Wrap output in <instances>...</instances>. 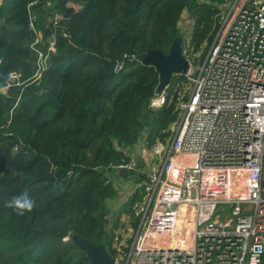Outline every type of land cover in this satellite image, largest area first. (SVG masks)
I'll use <instances>...</instances> for the list:
<instances>
[{
  "label": "trees",
  "instance_id": "obj_1",
  "mask_svg": "<svg viewBox=\"0 0 264 264\" xmlns=\"http://www.w3.org/2000/svg\"><path fill=\"white\" fill-rule=\"evenodd\" d=\"M230 1H1L0 264H91L74 240L125 263L124 234L137 231L148 195L134 147L170 138L190 84L172 76L165 104L150 109L159 75L141 59L181 37L201 65ZM131 157L134 175L121 179L139 186L112 210V171ZM25 190L36 207L21 216L6 202Z\"/></svg>",
  "mask_w": 264,
  "mask_h": 264
},
{
  "label": "built area",
  "instance_id": "obj_2",
  "mask_svg": "<svg viewBox=\"0 0 264 264\" xmlns=\"http://www.w3.org/2000/svg\"><path fill=\"white\" fill-rule=\"evenodd\" d=\"M193 73L189 64L170 138L141 141L149 198L125 264H260L264 254V0L226 5Z\"/></svg>",
  "mask_w": 264,
  "mask_h": 264
},
{
  "label": "water",
  "instance_id": "obj_3",
  "mask_svg": "<svg viewBox=\"0 0 264 264\" xmlns=\"http://www.w3.org/2000/svg\"><path fill=\"white\" fill-rule=\"evenodd\" d=\"M141 62L145 65L152 66L158 73L157 93L168 86L172 76L184 75L189 69V64L182 53L181 37L174 39L166 54L158 50L148 51L141 59ZM141 152L142 144L138 142L134 147V153L136 156H140ZM112 175L116 178H128L134 175V170L121 168L119 170H113ZM74 242L79 250L85 253L86 258L91 264H116V260L111 258L103 245L89 244L82 240H74Z\"/></svg>",
  "mask_w": 264,
  "mask_h": 264
},
{
  "label": "rangeland",
  "instance_id": "obj_4",
  "mask_svg": "<svg viewBox=\"0 0 264 264\" xmlns=\"http://www.w3.org/2000/svg\"><path fill=\"white\" fill-rule=\"evenodd\" d=\"M187 20H188V16L185 14L184 16H183V18H182V22H181V25H185V23L187 22ZM206 53H207V50H206ZM205 53V54H206ZM199 54V53H198ZM199 55H201V54H199ZM199 66H200V64L197 66V67H193V71H194V73L193 74H191L190 75V78H194V77H196V75H197V72H198V69H199ZM184 76V75H183ZM185 77V76H184ZM186 78V77H185ZM190 87H191V84H189V90H190ZM118 168V167H117ZM115 169V170H118V169ZM143 183V182H142ZM147 184H148V182H147ZM114 185L118 188V192H119V197L117 198V201L115 202V203H113V204H111V209L112 210H114V209H117V206L120 204V203H122V202H124L125 200H126V198L128 197V195L133 191V189L134 188H136L137 186H139V185H137V186H135L133 183H131L129 180H122L121 178L119 179V178H117L115 181H114ZM150 187H152V182L150 181ZM148 198H149V196L147 195L146 197H145V202H144V205H142V208H140L141 210L140 211H142V213H143V210H145V208H146V205H147V201H148ZM124 226H125V220H124V218L121 220V223H120V232H122L121 230H123V228H124ZM134 234H135V231L133 230L132 232H128V233H125L124 234V237H123V239H124V241L125 240H127L126 242H123L122 241V244L123 245H125V246H129V249H130V247H131V244H132V241H133V236H134ZM129 242H130V245H129ZM125 263H126V261H125ZM124 262L122 263V261H116V264H125Z\"/></svg>",
  "mask_w": 264,
  "mask_h": 264
},
{
  "label": "clouds",
  "instance_id": "obj_5",
  "mask_svg": "<svg viewBox=\"0 0 264 264\" xmlns=\"http://www.w3.org/2000/svg\"><path fill=\"white\" fill-rule=\"evenodd\" d=\"M6 207L14 209L18 215L22 216L26 211L31 212L36 207V201L29 195V192L25 190L21 194L10 198L6 202ZM253 264H256L255 260H253Z\"/></svg>",
  "mask_w": 264,
  "mask_h": 264
}]
</instances>
